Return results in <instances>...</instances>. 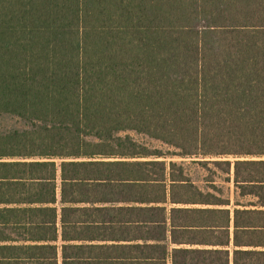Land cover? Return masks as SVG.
Instances as JSON below:
<instances>
[{
  "label": "trees",
  "instance_id": "trees-1",
  "mask_svg": "<svg viewBox=\"0 0 264 264\" xmlns=\"http://www.w3.org/2000/svg\"><path fill=\"white\" fill-rule=\"evenodd\" d=\"M4 114L0 264H264V0H0Z\"/></svg>",
  "mask_w": 264,
  "mask_h": 264
},
{
  "label": "rangeland",
  "instance_id": "rangeland-1",
  "mask_svg": "<svg viewBox=\"0 0 264 264\" xmlns=\"http://www.w3.org/2000/svg\"><path fill=\"white\" fill-rule=\"evenodd\" d=\"M29 125L28 123L11 114H4L0 116V132H5L11 129H23L27 128ZM124 134H130L132 137H134L135 140L139 141L140 143L146 144L151 148L154 149H163L165 151H168L170 153L176 152L174 148H171L164 143H162L159 140L152 139L144 134L137 133L135 131H128ZM169 159L176 160L178 162H181L186 167L187 172L191 175L192 179H194L201 187L206 188L207 182L206 178L210 174L214 178V182L218 185L224 186L226 193L231 196V199L235 201L237 199L235 187L232 182L224 181V176L217 171L215 166L213 164H209V166H202L194 160H197V158H180L175 155H169ZM216 159V158H213ZM243 202H247L248 198L241 199Z\"/></svg>",
  "mask_w": 264,
  "mask_h": 264
},
{
  "label": "crops",
  "instance_id": "crops-1",
  "mask_svg": "<svg viewBox=\"0 0 264 264\" xmlns=\"http://www.w3.org/2000/svg\"><path fill=\"white\" fill-rule=\"evenodd\" d=\"M72 243H74V242H72ZM88 243V242H87ZM91 243H94V241L93 242H91ZM95 243H105V242H96L95 241ZM109 243H112V242H109ZM114 243V242H113ZM121 243H127V242H125V241H122ZM60 258V257H59ZM60 264H61V261H60Z\"/></svg>",
  "mask_w": 264,
  "mask_h": 264
}]
</instances>
